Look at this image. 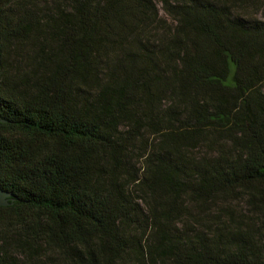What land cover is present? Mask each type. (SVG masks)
<instances>
[{"label":"trees","instance_id":"trees-1","mask_svg":"<svg viewBox=\"0 0 264 264\" xmlns=\"http://www.w3.org/2000/svg\"><path fill=\"white\" fill-rule=\"evenodd\" d=\"M0 190V264H264V0H0Z\"/></svg>","mask_w":264,"mask_h":264},{"label":"water","instance_id":"water-1","mask_svg":"<svg viewBox=\"0 0 264 264\" xmlns=\"http://www.w3.org/2000/svg\"><path fill=\"white\" fill-rule=\"evenodd\" d=\"M6 198H7V195L4 194V193L0 190V207H5V206H7Z\"/></svg>","mask_w":264,"mask_h":264},{"label":"rangeland","instance_id":"rangeland-1","mask_svg":"<svg viewBox=\"0 0 264 264\" xmlns=\"http://www.w3.org/2000/svg\"><path fill=\"white\" fill-rule=\"evenodd\" d=\"M231 208H232V210L234 211V212H236L237 214H233L234 216H243L244 214H242V207L241 206H239V207H237V206H235V205H232L231 206Z\"/></svg>","mask_w":264,"mask_h":264}]
</instances>
